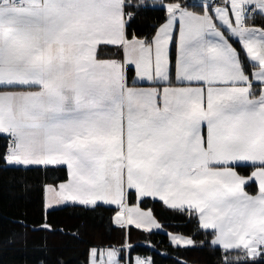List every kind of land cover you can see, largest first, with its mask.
Returning <instances> with one entry per match:
<instances>
[{
  "label": "snow or ice",
  "instance_id": "6c2138e0",
  "mask_svg": "<svg viewBox=\"0 0 264 264\" xmlns=\"http://www.w3.org/2000/svg\"><path fill=\"white\" fill-rule=\"evenodd\" d=\"M0 172L37 264H264V0H0Z\"/></svg>",
  "mask_w": 264,
  "mask_h": 264
},
{
  "label": "trees",
  "instance_id": "16d2710c",
  "mask_svg": "<svg viewBox=\"0 0 264 264\" xmlns=\"http://www.w3.org/2000/svg\"><path fill=\"white\" fill-rule=\"evenodd\" d=\"M151 22V18L145 19L143 23ZM20 173L0 172V264H37L38 258L42 253L37 248L43 242V233L28 232L26 239H16L13 243L8 244L4 241L14 231L21 232L18 225L10 223L15 217L27 216L28 221L39 219V191L33 189L25 191L23 186L16 180ZM57 220L67 219L66 213H57ZM191 227L190 225L188 226ZM102 229L92 225L89 228V236H99ZM145 234L138 233L136 239L143 240ZM156 245L158 251L154 250L151 245L141 244L138 251L132 253L142 255H151L157 264H172V259L165 253L168 251L167 237L157 235L149 237ZM163 241V243H160ZM48 245L55 251H64L71 254L72 251L68 242L60 236H49ZM189 264H215L211 249H193L186 254Z\"/></svg>",
  "mask_w": 264,
  "mask_h": 264
},
{
  "label": "rangeland",
  "instance_id": "374dc122",
  "mask_svg": "<svg viewBox=\"0 0 264 264\" xmlns=\"http://www.w3.org/2000/svg\"><path fill=\"white\" fill-rule=\"evenodd\" d=\"M135 255H137V254H135ZM135 255H134V256H135ZM140 255H142V254H140ZM134 256H133V258H134Z\"/></svg>",
  "mask_w": 264,
  "mask_h": 264
}]
</instances>
